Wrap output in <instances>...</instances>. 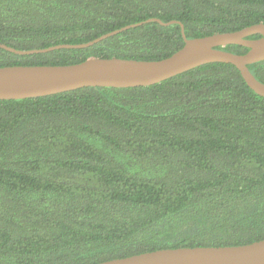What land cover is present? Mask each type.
Instances as JSON below:
<instances>
[{
	"label": "trees",
	"instance_id": "trees-1",
	"mask_svg": "<svg viewBox=\"0 0 264 264\" xmlns=\"http://www.w3.org/2000/svg\"><path fill=\"white\" fill-rule=\"evenodd\" d=\"M150 18L200 38L264 23V0H0V43L82 44ZM183 45L179 24L149 22L84 49L0 48V67L157 61ZM247 68L264 84V61ZM260 240L264 98L235 66L0 100V264H98Z\"/></svg>",
	"mask_w": 264,
	"mask_h": 264
},
{
	"label": "water",
	"instance_id": "water-1",
	"mask_svg": "<svg viewBox=\"0 0 264 264\" xmlns=\"http://www.w3.org/2000/svg\"><path fill=\"white\" fill-rule=\"evenodd\" d=\"M155 22L161 26L179 24L184 45L171 56L157 61L88 58L65 66L0 67V100H21L72 91L84 87L131 88L149 86L208 63L235 66L246 85L264 98V84L247 68L264 61V23L234 32L216 33L186 39L183 25L157 18L124 26L82 44H60L45 49L21 51L0 43V48L18 55L47 53L60 49L91 47L127 29ZM260 35L257 39H251ZM227 45H241L249 50L234 54L223 50ZM98 264H264V240L240 246L184 247L163 249L114 259Z\"/></svg>",
	"mask_w": 264,
	"mask_h": 264
}]
</instances>
